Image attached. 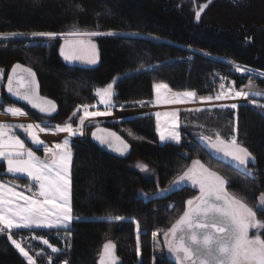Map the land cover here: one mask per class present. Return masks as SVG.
<instances>
[{
    "label": "trees",
    "instance_id": "16d2710c",
    "mask_svg": "<svg viewBox=\"0 0 264 264\" xmlns=\"http://www.w3.org/2000/svg\"><path fill=\"white\" fill-rule=\"evenodd\" d=\"M205 4L209 6L197 21L195 14ZM73 25L118 33L97 39V66L65 62L60 55V38L30 39L27 35L34 31L63 33L74 29ZM0 33L25 34L0 39V70L6 71L3 77L16 63L32 67L39 75L42 93L58 105L53 117L39 116L7 95L4 78L0 112L9 106L20 107L54 130L66 123L77 128L84 116L81 106H93L98 100L96 88L138 69L142 70L118 81L113 110L151 107L157 82H165L176 91L216 96L221 80L228 77L236 89H241L252 75L234 72L230 61L264 75V0H0ZM259 74L254 80L264 87V76ZM258 105L246 102L236 109L182 110L180 144L161 145L153 114L126 118L113 127L133 145L128 159L117 158L92 142L89 127L84 141L71 145L75 220L68 229L36 232L58 253L37 239L25 248L37 264H99L103 246L110 241L116 245L120 264H176L166 247L164 256L154 254V233L171 228L186 209V201L199 190L185 186L158 196V187H169L173 178L199 159L210 168L216 167L229 190L256 204L264 192V107ZM215 132L222 138L235 135L253 154L252 175L210 155L199 135L215 139ZM137 162L150 166L155 176L131 168ZM4 171L5 165L0 164L4 180L18 184L28 181L4 175ZM140 189L148 196L141 195ZM259 215L264 218V214ZM114 216L126 219L110 221ZM92 217L99 219L77 220ZM132 221L140 224L139 253ZM7 237L6 230L0 232V264H28Z\"/></svg>",
    "mask_w": 264,
    "mask_h": 264
},
{
    "label": "snow or ice",
    "instance_id": "6c2138e0",
    "mask_svg": "<svg viewBox=\"0 0 264 264\" xmlns=\"http://www.w3.org/2000/svg\"><path fill=\"white\" fill-rule=\"evenodd\" d=\"M211 3V0H208ZM207 7V4L203 5ZM203 9H201L202 11ZM201 12L197 11L195 18L199 21ZM76 26L73 25V28ZM17 33H0V39L15 38ZM31 38H47L54 40L57 36L73 37H93L98 35H114L113 32L101 33L99 31H69L66 33L55 32H31ZM96 45L90 39H78L75 41L65 40V45L60 48V55L66 61L83 60L88 64H95L97 56ZM231 63V62H230ZM17 69L26 75L17 76ZM235 71L244 72L248 69L239 65L235 66ZM0 72V77H2ZM15 77V82H14ZM117 80L114 79L104 87L95 89V95L99 97V103L105 105V110L95 112H85V117L80 118V127L73 129L71 123L64 126H57L55 131L67 132L71 135L79 132L83 134L85 118H95L109 116L113 107L112 97L114 86ZM221 89L224 85H220ZM249 92L229 90V95L223 92L215 96L201 97V102H210L213 99L222 98L236 99L243 97L264 96V93L253 91L249 85ZM39 85L36 81V74L31 68L16 64L12 68V73L7 77V91L21 101L27 102L33 109L40 113L51 115L55 111L56 105L53 101L39 96ZM156 94V103H160L163 94V103L186 102L185 98L191 100L196 97L195 91L173 92L166 83H155L153 85ZM23 89V91H21ZM170 93L171 95H167ZM143 105V101H138ZM252 103H255L253 100ZM264 107V104L258 105ZM85 110L89 105H82ZM221 108L236 109L237 104L220 105ZM79 111V107L77 109ZM189 111H192L189 109ZM195 111H204L196 109ZM210 111V110H209ZM7 114L13 117L22 116L26 113L20 108L9 106L5 109ZM75 115V113H73ZM161 115L171 118V128L167 137L160 133L161 141L171 140L177 144L181 143V134L178 131V112L155 113L157 117V130L160 129L159 118ZM21 129L31 143L37 147L43 146L44 159L25 146V141L17 135L13 129ZM46 133L52 131L43 123L27 125L0 124V163L6 165V174H11L17 180L21 177L27 178L28 184L24 185V191H17L19 184L5 183L0 180V232L7 230L8 240L24 256L28 264H35L29 252L21 246L17 240L13 239V229H68L73 221L70 204V174L69 162L71 160V150L69 141L65 139L62 143H55L49 147L40 140L38 132ZM235 131V129H233ZM129 135H132L129 132ZM92 136L104 145L113 146V140L121 147L115 150L124 154L129 145L121 139L115 132H108L107 137L97 136L95 132ZM201 144L210 151V155H220L232 162V166L248 175H252L250 164L255 163L253 154L237 140L233 135L231 138H222L219 132H215V139L212 136L200 134ZM137 167L144 172L149 171L147 165L137 164ZM190 182L192 187L199 189V195L186 201V209L182 215L172 224L171 228L164 232L167 241L168 251L172 253L177 264H264V239L259 232L250 237L249 229H264V220L258 219V212L264 214V192L258 197V205L250 206L245 198L230 194L225 185L227 180L218 172L205 166L199 159L193 160L192 166L181 174L177 175L170 182L167 189L158 192L162 196L175 190L180 184ZM25 191L31 193L25 195ZM110 221H123L126 218L114 216ZM135 223L137 232V253L140 250L139 232L140 224ZM71 233L69 232V235ZM157 235V233H154ZM39 239L44 245L51 249L52 253H58V249L49 243L42 235L32 237ZM115 245L110 241L105 243L104 251L101 254L100 264H114L116 257L113 255ZM67 264V261L64 262Z\"/></svg>",
    "mask_w": 264,
    "mask_h": 264
},
{
    "label": "rangeland",
    "instance_id": "374dc122",
    "mask_svg": "<svg viewBox=\"0 0 264 264\" xmlns=\"http://www.w3.org/2000/svg\"><path fill=\"white\" fill-rule=\"evenodd\" d=\"M213 1V0H212ZM209 5H207L208 7ZM207 7H202L201 9H203L201 11V9H199L198 11L201 12V16L203 15V13L205 12V10L207 9ZM201 16H200V19L199 21L201 20ZM69 31H95V30H83V29H80V28H74V29H70ZM67 31V32H69ZM101 33H108V32H102V31H99ZM63 33H66V32H63ZM114 34H118V33H114ZM100 36H103V35H98V36H93V37H73V36H57V38H60L62 40V43H61V46H64L65 45V40H68V41H75V40H78V39H85V40H88L90 39L92 43H94L96 45V49H95V53H96V56H97V62L95 64H88L86 63L85 61L83 60H74V61H67V63L69 64H73V65H81V66H85V67H95L99 64L100 62V52H99V45H98V42H97V39L100 37ZM56 38V39H57ZM30 39H33V38H30ZM66 61V60H65ZM231 62V61H230ZM233 63L234 65V69L233 71L234 72H237L235 71V66L238 65L237 63L235 62H231ZM240 66V65H239ZM242 68H245V67H242ZM248 71H244V72H237V73H240V74H243V75H247V74H251L252 76H250V79L248 80L247 84L244 85L241 90H243L244 92H249V85L252 86V90L253 91H259L261 93H264V87H261L257 84V82L254 80V77L255 75H258L259 72H255L254 70H250L249 68H247ZM139 70H142V69H138L136 71H139ZM136 71H132V72H128L126 74H121V75H118L115 79L117 80V83L120 79L124 78L125 76H128L132 73H135ZM2 72H6L5 70H2ZM260 76L263 75V74H259ZM219 77H221L220 79H222V76L221 74L219 75ZM264 76V75H263ZM224 78L221 80V84L224 85V88L221 89L220 87V90L218 92V94H220L221 92H223L225 94V96L229 95V90L230 89H233L235 91H241L240 89H236L235 86L233 84H228L227 82H224L223 81ZM112 82V81H111ZM116 83V85H117ZM157 83H165V82H157ZM167 84V83H166ZM116 85L114 86V94H113V97H112V102L114 104V98H115V93H116ZM169 86V88L172 89L173 92H184V91H176L174 90L169 84H167ZM106 86V85H105ZM104 87V86H103ZM162 91V100L160 103H156V94H155V90H154V98H153V101H152V108L150 109L149 107H144V108H138L139 112L137 113H130L129 111H125V110H113V107L110 109V111L112 112L111 115L109 116H100V117H95V118H85L84 120V125H83V134H80L79 132H77L76 134L74 135H71L69 134L70 136L68 138H66L68 141H69V147H70V150H71V160L69 162V174H70V204H71V209H72V216H73V207H72V164H73V157H74V154H73V150H72V147H71V142L73 140V137H75L74 140H76L75 143H81L84 141L85 137L88 136V134L90 133V131H88L89 127L93 128L97 125H104L106 123H117V122H120L126 118H134V117H139V116H143V115H146V114H153L154 117H155V124H156V131H157V134L159 136V141L161 143V145H165L166 143H175L171 140H164V141H161L160 139V133L163 132L164 135L167 137L168 135V132L171 128V118L170 117H165L164 115H161L160 118H159V124H160V129L159 131L157 130V117L155 116V113L157 112H160V113H165V112H172V111H177L178 112V123H179V129L178 131L180 132L181 134V142H182V133H181V111L182 110H189V109H205V108H209V109H213V108H218L220 105H231V104H237L238 106L242 103H246V102H252L253 100L255 101L254 104H264V96H260V97H252L250 96L248 99H245L243 97H240V98H236V99H230V98H222L220 100H216V99H213L212 101L210 102H201L200 98L201 97H207V96H204V95H200L199 93H197L196 91V97L195 98H192L191 100L185 98V101L186 102H180V103H171V104H166V103H163V94H164V90H161ZM188 91H193V90H188ZM0 94H1V89H0ZM217 94V95H218ZM167 95H171L170 93H168ZM216 95V96H217ZM213 98H215V96H212ZM149 108V109H147ZM229 108V107H228ZM81 110L83 111V114L84 116L82 118L85 117V112H95V111H103L105 110V105L104 104H101L99 103V97H98V100L97 102L93 105V106H89V108L87 110H85L83 107H81ZM118 111H123L122 113L120 114H117L116 112ZM80 127V125L77 127V128H73V129H78ZM65 140V139H64ZM63 140V141H64ZM63 141L61 142H58V143H62ZM177 144V143H176ZM215 157L219 158V159H222L223 161H226V162H229L232 164V162L230 160H227L225 159L222 154L220 155H215ZM202 162V161H201ZM144 164V163H141V162H137L136 164H132L130 165L131 168H135V169H138L140 170L138 167H137V164ZM204 163V162H202ZM205 164V163H204ZM146 165V164H144ZM252 165L253 164H250V168L253 172V168H252ZM192 164L189 166L191 167ZM205 166L209 167L208 165L205 164ZM148 169L149 171L147 172H144V171H141L143 174H145V176H155L154 174V171L150 168V166H148ZM188 167V168H189ZM211 167V166H210ZM209 167V168H210ZM187 168V169H188ZM216 167H212L210 168L211 170L213 171H217V169H215ZM186 169V170H187ZM185 170V171H186ZM220 174V173H219ZM11 175V174H9ZM221 175V174H220ZM0 180H4V178H2V176L0 175ZM5 183H8V184H12L13 182H9V180L5 179L4 181ZM18 184V183H17ZM20 187H18L16 190L17 191H23L22 188H21V184H19ZM185 186H190L192 187L191 183L190 182H184L182 184H180L178 187L175 188L176 189H179V188H182V187H185ZM168 188V187H167ZM167 188H162V187H158V192H161L162 190L164 189H167ZM194 188V187H193ZM225 188L226 190L230 193V194H235L237 195L238 197H240V195L236 194L235 192L229 190L228 188V183L225 185ZM197 190V188H195ZM174 191V190H173ZM140 194L141 195H144L145 197H147L148 195L142 190L140 189L139 190ZM157 192V193H158ZM172 191L162 195V196H166L168 195L169 193H171ZM25 195H30V194H27L25 193ZM199 195V194H198ZM247 203H249L250 206H254V210H255V206L258 205V202L255 204V203H252L250 200H246ZM99 219L98 217H92V218H81V219H77V220H97ZM258 219L260 220H264V218H261L260 215H259V212H258ZM73 220L74 219V216H73ZM72 224V223H71ZM71 224L69 226H71ZM62 228V227H61ZM46 229V228H44ZM24 230H27V229H24ZM38 229H33L31 230L32 232L36 233ZM49 230V229H48ZM15 231L12 232V236H13V239L16 238V236L13 234ZM164 232L165 231H158L157 232V235H154V254L156 256H164L165 255V244H166V239H165V236H164ZM259 232L261 238L263 239V235H264V229H260V230H257V229H254V228H251L249 229V236L252 237L254 235H256L257 233ZM36 236L37 233H36ZM16 240V239H15ZM38 241L42 242L41 240L37 239ZM35 241V239H34ZM19 242V241H18ZM20 243V242H19ZM29 245H32L34 244L33 242L31 243H28ZM22 247L25 248L24 245L21 244ZM26 250V248H25ZM27 251V250H26Z\"/></svg>",
    "mask_w": 264,
    "mask_h": 264
},
{
    "label": "water",
    "instance_id": "95a60500",
    "mask_svg": "<svg viewBox=\"0 0 264 264\" xmlns=\"http://www.w3.org/2000/svg\"><path fill=\"white\" fill-rule=\"evenodd\" d=\"M16 64H20V65L23 66V67L31 68L32 71L36 74V81H37V83H38V85H39V88H38L39 96H40V97H43V98H47V99L53 101V102L55 103V105H56V109H55L54 112H52L51 115H46V114L40 113L37 109H33V108L31 107V105H29L27 102H25V101H21V100L17 99L16 97L11 96V95L8 93V91H7V77H8V75H10V74L12 73V68H13ZM16 64L13 65V67L10 69V71L7 73V75H5V77H4V78H5L4 88H5V91H6L7 95H8L11 99L16 100V101H18V102H20V103H22V104L28 106L30 109H32V110H33L36 114H38L39 116H42V117H45V118L53 117V116L57 113V110H58L57 102H56L54 99H52V98H50V97H48V96H46V95H44V94L42 93V88H41L40 78H39V75H38V73L36 72V70H34L32 67H30V66H28V65H26V64H24V63H20V62H19V63H16ZM20 75H26V74L21 73L20 70L17 69V76H20ZM14 82H15V77H14ZM21 91H23V89H21ZM93 132H95L97 136H102V137H107L108 132H115L118 136L121 137L122 140H124V141L129 145V147H128L126 150H124V154L121 155L120 152H118V151L115 150L116 148L121 147V146L119 145L118 142H116V141L113 140V146H112V147H109L107 144L102 145V144L99 142V140L95 139V138L92 136V133H93ZM90 138H91V141L94 142L96 145H98L100 148H102L103 150H105L106 152L110 153L111 155H113V156H115V157H117V158H120V159H128V158L132 155V153H133V145H132V144H131V143H130V142H129V141H128V140H127L122 134H121V133H119V132L113 127V123H109V122H108V123H106V124H104V125H97V126L93 127L92 130H91V133H90ZM111 243L114 244L113 242H111ZM114 245H115V244H114ZM165 246H166V250H167V252L170 254V256L172 257V259H173V260L175 261V263L177 264V261H176L175 256H174L172 253H170V252L168 251L167 241H166ZM103 251H104V248H103V250H102V253H103ZM112 251H113V255L116 257V259H115V261H114V264H120V258H119L118 254H117L116 245H115V247H114V249H113ZM102 253H101V254H102ZM100 260H101V256H100V259H99V264H100Z\"/></svg>",
    "mask_w": 264,
    "mask_h": 264
},
{
    "label": "crops",
    "instance_id": "0c3cea01",
    "mask_svg": "<svg viewBox=\"0 0 264 264\" xmlns=\"http://www.w3.org/2000/svg\"><path fill=\"white\" fill-rule=\"evenodd\" d=\"M22 36L23 35H17L16 37H22ZM62 58L65 61V59H64L63 56H62ZM65 62H67V61H65ZM0 72H2V70H0ZM2 74H3L2 76H4V72H2ZM0 89H1V87H0ZM1 100H2V92L0 94V101ZM149 108H147V109H149ZM127 111H129L130 113H137V112H139L138 109H130V110H127ZM122 112L123 111H118L116 113L117 114H120ZM36 123H39V122H37L33 117H31L28 114H25V115H22V116L13 117L12 115L7 114L6 112H0V124L27 125V124H36ZM51 130L52 131H49V132H46V133H40L37 130L40 140H42L44 142V144L47 145V146H49V147L54 146L55 143L61 142L64 139H66V138H68L70 136L69 133H67V132H57L54 129H51ZM13 131L17 135H20L21 134L20 135V138L25 141V146L26 147L31 148L36 153V155L39 156L41 159H44L45 158L44 157L43 146L37 147L36 145L32 144L31 143V140L26 137V135L23 133V131L21 129H18V128L17 129H13ZM74 139H75V137H73V140L71 142V145H72V143L76 142V140H74ZM38 149H41L40 152H42V155L38 152ZM0 164H2V163H0ZM3 174L4 175L11 176L9 174H6V165H5V171L3 172ZM21 179H27V178L21 177ZM3 181H5V180H3ZM59 229H64V228H59ZM38 230H48V229H38ZM49 230H53V229H49ZM13 231H31V230H24V229L17 230V229H13L12 232ZM26 250L29 252L28 249H26ZM29 255H31L33 257V259L35 261V264H37V261H36L35 257L30 252H29Z\"/></svg>",
    "mask_w": 264,
    "mask_h": 264
},
{
    "label": "built area",
    "instance_id": "2783aa9c",
    "mask_svg": "<svg viewBox=\"0 0 264 264\" xmlns=\"http://www.w3.org/2000/svg\"><path fill=\"white\" fill-rule=\"evenodd\" d=\"M28 46H29L28 43H25V47H28ZM223 81L224 82H227L228 81L227 82L228 84H233V80L230 79V78H228V77L225 78ZM3 83H4V77L2 76V77H0V87L2 86ZM28 183H29V181L21 184V188H22L23 191H24V185H26ZM25 193L31 194V193H28L27 191H25ZM13 234L16 236V238L18 239V241L22 245H26L27 243H29L31 241H34V239L32 238L34 234L32 232H28L26 234H23L20 231H15Z\"/></svg>",
    "mask_w": 264,
    "mask_h": 264
}]
</instances>
